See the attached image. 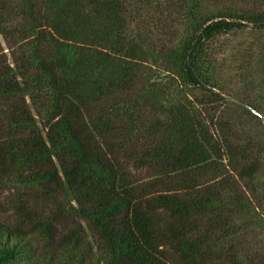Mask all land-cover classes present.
<instances>
[{
    "label": "trees",
    "instance_id": "obj_1",
    "mask_svg": "<svg viewBox=\"0 0 264 264\" xmlns=\"http://www.w3.org/2000/svg\"><path fill=\"white\" fill-rule=\"evenodd\" d=\"M250 27L264 0H0V264H264V43L255 97L220 59Z\"/></svg>",
    "mask_w": 264,
    "mask_h": 264
},
{
    "label": "rangeland",
    "instance_id": "obj_2",
    "mask_svg": "<svg viewBox=\"0 0 264 264\" xmlns=\"http://www.w3.org/2000/svg\"><path fill=\"white\" fill-rule=\"evenodd\" d=\"M221 41L227 44V51L225 56H221L220 59H225V82L233 93L245 95L247 97H255L254 94L246 88L244 85L238 82L235 76V67H237L241 61V55H245L249 51V48L254 44L264 43V37L261 34L255 32L251 27L234 34H229L221 39ZM242 49V50H241ZM263 68H259L262 71ZM246 129L251 137L264 143V119L261 122L257 121L253 117H246L244 119ZM264 240V234H263Z\"/></svg>",
    "mask_w": 264,
    "mask_h": 264
},
{
    "label": "water",
    "instance_id": "obj_3",
    "mask_svg": "<svg viewBox=\"0 0 264 264\" xmlns=\"http://www.w3.org/2000/svg\"><path fill=\"white\" fill-rule=\"evenodd\" d=\"M235 104H238L240 106H243L245 107L246 109H248L249 111H251L253 114L255 115H258L259 117H262V115H260L259 113L256 112V110H254L251 106H249L248 104L246 103H243V102H240V101H237V100H232ZM263 118V117H262ZM264 119V118H263Z\"/></svg>",
    "mask_w": 264,
    "mask_h": 264
}]
</instances>
